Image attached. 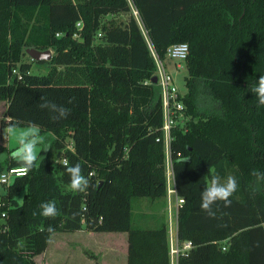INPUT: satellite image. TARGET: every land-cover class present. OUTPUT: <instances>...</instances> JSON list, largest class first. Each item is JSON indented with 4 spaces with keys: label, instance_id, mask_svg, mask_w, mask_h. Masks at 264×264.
Masks as SVG:
<instances>
[{
    "label": "trees",
    "instance_id": "obj_1",
    "mask_svg": "<svg viewBox=\"0 0 264 264\" xmlns=\"http://www.w3.org/2000/svg\"><path fill=\"white\" fill-rule=\"evenodd\" d=\"M130 1L160 58L171 44L189 47L185 120L172 128L170 144L175 192L183 199L177 239L191 242L178 264H264V106L250 91L264 74V0ZM121 14L127 19L115 18ZM31 47L54 50L50 60H32L46 73L33 74L22 60ZM155 72L129 0H0L5 124H35L50 145L43 160L5 186L0 264H41L35 257L54 232L77 230L127 233L124 264H169L167 225L131 224L132 198L167 192ZM42 98L70 114L53 119L39 107ZM63 160L81 164L85 192L71 189ZM14 166L25 165L9 158L0 171ZM214 173L234 175L238 189L230 207L213 205L210 218L200 193ZM49 200L57 215L45 218L38 206Z\"/></svg>",
    "mask_w": 264,
    "mask_h": 264
},
{
    "label": "rangeland",
    "instance_id": "obj_2",
    "mask_svg": "<svg viewBox=\"0 0 264 264\" xmlns=\"http://www.w3.org/2000/svg\"><path fill=\"white\" fill-rule=\"evenodd\" d=\"M130 5L132 4L131 1L129 0ZM135 19L138 22V25L145 37H147L146 31L141 23V20L139 18L138 13H133ZM128 14H121L115 17L117 20H125L127 19ZM106 19L112 18L111 15L106 16ZM52 55L54 53V50L52 48H48ZM22 60L31 62V72L33 74H44L47 71V67L45 64H38L36 62H32L31 58L24 53L22 56ZM163 61L167 63L169 70L171 71L175 84L179 87V89L182 92H185L186 88L184 85V77L186 76L187 69L185 66V62H181L180 68H177L174 61L167 58L166 56L163 58ZM6 108V102L3 100H0V165L5 167L6 161L9 158H18L15 153L16 150L19 147L18 144V134L22 129L27 128L28 126H8L5 124L6 118L4 117V111ZM10 128H15L16 134L14 135L12 132L9 131ZM66 143L69 147L72 146L71 144V139L69 137H66ZM5 147L6 149L3 150L2 148ZM42 149V145L37 146V152H39ZM42 151V150H41ZM41 151L39 155L41 154ZM0 166V167H1ZM5 170V168H4ZM14 177L10 178V182L13 180ZM170 187L172 188L173 185L170 183ZM5 194H6V189L4 185H0V203L2 206L6 205L5 200ZM21 193L18 197L17 200L18 202H21L22 198ZM171 194L168 192L167 188V195ZM175 194V193H174ZM174 198V197H173ZM171 206V207H170ZM165 208V209H164ZM175 207L169 204V199L164 197L160 198H155L151 199L148 197H134L131 200V224L134 227H141V228H152L155 225L152 224V221L158 222L157 224L165 223L167 225V231H168V244H169V255L170 259L174 256H177V253L175 250L179 247L177 244V239L175 238L172 230H171V222L174 223L175 219ZM68 233L63 232V231H56L54 232L49 240L48 246L46 253L43 254V256L40 258L37 257L38 260L41 261V263H48V264H59L62 263V258H61V247L63 242H66L68 240ZM113 235L108 236L107 238H100V248L101 253L104 252V245L106 243H113L116 242V246L114 249L116 254V258H109L107 255V259L109 260H114V262L120 263L124 260V256L126 254L125 248H124V242H122V239L120 237H113ZM106 249H109L106 247ZM45 251V250H44ZM43 251V252H44ZM42 252V253H43ZM105 252H107L105 250ZM40 253V254H42ZM39 254V255H40ZM82 258L83 254L82 251L79 253ZM85 254V253H84ZM122 256V257H121Z\"/></svg>",
    "mask_w": 264,
    "mask_h": 264
},
{
    "label": "clouds",
    "instance_id": "obj_3",
    "mask_svg": "<svg viewBox=\"0 0 264 264\" xmlns=\"http://www.w3.org/2000/svg\"><path fill=\"white\" fill-rule=\"evenodd\" d=\"M250 91L256 96L258 106H264V74L259 75V78L256 79ZM42 99L43 102L39 107L55 113L53 119H66L70 114L66 107L50 102L46 98ZM69 103H71V101H69ZM9 131L14 135L16 134L15 128H10ZM40 131L39 126L30 124L18 134L19 147L15 155L20 158L25 165L22 168L24 174H27V172L32 169L38 158L43 160V157L39 155L41 150L47 151L50 149V145H45V137L40 134ZM38 145H45V147L37 152L36 149ZM64 163L66 172L69 175L71 189L75 192H85L89 187V180L83 175L81 164L76 163L72 166H68L67 161ZM253 172L255 173V170H253ZM237 189L238 182L234 175H227L222 178L218 173H214L208 180L207 186L204 187L200 193V209L210 218H214L216 212L213 209V205L217 204V202H223L224 207H230V197ZM38 208V214L45 218L55 217L57 215L55 201L49 200L41 202ZM33 215H37V212L34 211ZM48 231L52 232L54 229L49 226Z\"/></svg>",
    "mask_w": 264,
    "mask_h": 264
},
{
    "label": "built area",
    "instance_id": "obj_4",
    "mask_svg": "<svg viewBox=\"0 0 264 264\" xmlns=\"http://www.w3.org/2000/svg\"><path fill=\"white\" fill-rule=\"evenodd\" d=\"M130 3V2H129ZM131 9L133 13H138L134 6L131 4ZM76 26L78 29H81V22H77ZM146 31V30H145ZM60 33H56V36H60ZM100 35V34H99ZM98 35V36H99ZM73 38H80L78 33L73 35ZM147 42L149 51L151 56L154 59L156 72L155 76L157 78L156 84L159 86L160 89V98H161V107H162V125H161V136L160 139L163 143V150L165 155V179H166V186L168 188L169 193H176L174 187V174H173V165L171 160V153H170V144L172 140L171 130L175 127L179 122L185 120L184 115V103L182 100L184 92H182L179 87L175 84L174 77L171 71L168 68L167 63L163 61L162 58L158 56L156 53L154 46L152 45L150 39L145 37ZM188 44L186 42H178L171 44L166 50V57L173 60L176 67L180 68L181 62H184L187 54H188ZM13 73H16L18 77L20 74L16 68L12 70ZM159 140V138H158ZM65 164V160L62 161ZM23 167H10L3 171H0V185L7 186L9 185L10 178L24 175L22 172ZM170 183H172L173 187H170ZM178 203L181 204L183 202L182 198H178ZM2 204L0 203V208ZM5 211H0V222L5 218ZM264 224V223H263ZM191 247V242L186 241L184 244V248L189 249ZM177 252V249L175 250Z\"/></svg>",
    "mask_w": 264,
    "mask_h": 264
},
{
    "label": "crops",
    "instance_id": "obj_5",
    "mask_svg": "<svg viewBox=\"0 0 264 264\" xmlns=\"http://www.w3.org/2000/svg\"><path fill=\"white\" fill-rule=\"evenodd\" d=\"M6 120H8V118H6ZM174 197V198H173ZM164 198L169 199V204L175 207V219H174V223L171 222V230L175 236V238L177 239V209L179 207V203H178V196L176 195V193H171L167 195L166 192V196H164ZM171 207V206H170ZM165 209V208H164ZM158 222L152 221V224H154L156 227L158 224ZM152 227V228H154ZM68 233V240L66 242H63L62 247H61V258H62V263L63 264H92L95 259L103 264H124L127 261V233L125 232H93V231H87V230H77V231H73V232H67ZM113 235V237H120L122 239V242H124V248L126 251V254L124 256V260L120 263L114 262V260H109L107 259V256L109 258H116V254L114 249L116 246V242L113 243H106L104 245V249L107 251L103 253H101V248H100V238H107L108 236ZM186 241L183 242H179L177 239V244H178V248H177V256L176 257H172L169 261V264H178V256L179 253H184L187 251L186 248H184V244ZM106 247H108L109 249H106ZM47 247L45 249V251L40 254L37 255L35 257V261H37L38 263H41L40 260L37 259V257L40 258V256L42 257L43 254L46 253ZM82 251V258L80 257L81 255L79 254ZM85 253V254H84ZM108 254V255H107ZM107 255V256H106ZM122 257V256H121ZM170 257V256H169ZM43 264V263H41ZM44 264H48V263H44Z\"/></svg>",
    "mask_w": 264,
    "mask_h": 264
},
{
    "label": "water",
    "instance_id": "obj_6",
    "mask_svg": "<svg viewBox=\"0 0 264 264\" xmlns=\"http://www.w3.org/2000/svg\"><path fill=\"white\" fill-rule=\"evenodd\" d=\"M25 52L31 58V60H34V61L50 60L51 57H52V53H51V51L49 49L38 50V49H35V48L31 47V48H27L25 50ZM151 82L152 83H156L157 82L156 76H153L151 78Z\"/></svg>",
    "mask_w": 264,
    "mask_h": 264
}]
</instances>
